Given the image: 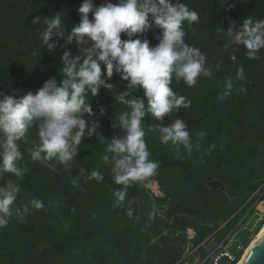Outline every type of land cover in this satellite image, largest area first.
Returning <instances> with one entry per match:
<instances>
[{
	"label": "trees",
	"instance_id": "obj_1",
	"mask_svg": "<svg viewBox=\"0 0 264 264\" xmlns=\"http://www.w3.org/2000/svg\"><path fill=\"white\" fill-rule=\"evenodd\" d=\"M93 2L99 6L102 0ZM181 2L200 16L198 23L185 22L184 39L206 56L212 76L199 77L192 87L173 81L174 91L191 100V107L173 111L163 121L150 114L145 117V141L150 159L159 162L157 175L134 183L127 189L125 203L115 206L114 192L123 186L114 183L111 164L102 157H112L105 149L112 139L125 134L118 115L130 111L116 97L130 91L128 99L144 98L145 104L147 99L142 88L129 89L128 82L115 73L108 78L102 67L103 78L113 87L101 86L95 96L87 93L94 115L83 118L88 127L97 126L96 133L89 138L85 130L71 162L31 159V149L39 142L38 125L18 142L24 154L18 163L27 171L22 179L4 174L0 186L9 179L19 184L13 207L20 208L22 215L14 214L0 229V264H173L186 249L187 228L196 230L193 243L198 246L209 237L217 243L229 241L246 222L256 194L264 192V49L257 53L258 58L250 59L247 50L233 44L227 32L230 27L239 31L249 17L264 20V0ZM82 3L0 0V92L16 90L22 96L36 92L49 79L59 82L64 78V52L83 56L81 48L93 44L67 41L71 28L80 22ZM57 12L63 17L64 35L53 30L49 43L54 47L49 50L41 34L47 29L45 20ZM159 34L155 28L144 34L150 47L159 43ZM121 38L128 39L124 33ZM176 119L188 124L191 154L183 145L162 140L159 128ZM200 132L207 135L201 139ZM93 170L103 174V181L89 179ZM154 182L164 195H155L147 187ZM27 197L42 201L44 207L36 210L27 205L29 211L24 214ZM129 200L134 201L132 217L127 215ZM166 204L167 219L159 215ZM153 205L156 216L150 220ZM200 252L207 255L202 247Z\"/></svg>",
	"mask_w": 264,
	"mask_h": 264
},
{
	"label": "clouds",
	"instance_id": "obj_2",
	"mask_svg": "<svg viewBox=\"0 0 264 264\" xmlns=\"http://www.w3.org/2000/svg\"><path fill=\"white\" fill-rule=\"evenodd\" d=\"M78 11L80 22L71 28L67 41H76L81 46L88 41L93 44L91 48H81L83 56L73 57L70 52H64V78L59 82L49 79L36 92L28 91L22 96L16 90L11 94L0 92V179L6 173L23 178L27 169L19 166L24 154L18 142L37 125L39 142L31 149L33 161L55 159L67 165L76 157L85 130L89 138L96 133L97 126L88 127L83 118L85 114L94 115L87 93L95 96L101 86L113 87L103 78V67L108 78L115 73L128 82L129 89L142 88L147 99V104L144 98L128 99L130 91L116 97L130 109L118 115L125 134L112 139L105 151L113 155L111 158L104 155L102 159L111 164L114 183L123 186L114 192L115 206L119 207L125 203L130 186L157 175L159 162L150 159L145 141V117L150 114L157 121H163L173 111L190 108L191 100L174 91L173 81L177 84L183 81L192 87L199 77H211L212 70L206 67V56L201 50L185 42V22L198 23L200 16L181 0H116L115 3L102 0L99 6L93 0H83ZM62 21L61 12L45 20L47 29L41 35L49 50L54 47L49 43L53 30L58 36L64 35ZM153 28L160 30L159 43L150 47V40L144 34ZM122 33L128 39H122ZM227 36L233 44L247 50L248 58L256 59L257 53L264 49V20L246 18L239 31L230 27ZM232 59L235 60V56ZM100 112H104L102 107ZM159 131L163 142L183 145L191 154L192 138L183 119L160 127ZM198 135L203 139L207 133ZM195 147L198 149L200 144ZM89 179L100 182L104 176L93 170ZM19 192V184L11 179L0 186V229L9 224L14 214L21 217V209L13 207ZM133 202L127 201L129 217L133 215ZM31 205L36 210L44 207L37 199H33ZM28 211L25 205L23 213ZM148 216L150 220L155 219V205Z\"/></svg>",
	"mask_w": 264,
	"mask_h": 264
},
{
	"label": "built area",
	"instance_id": "obj_3",
	"mask_svg": "<svg viewBox=\"0 0 264 264\" xmlns=\"http://www.w3.org/2000/svg\"><path fill=\"white\" fill-rule=\"evenodd\" d=\"M152 186L153 188L149 187ZM147 187L155 195H164L158 182L147 183ZM168 205H164L159 210V215L166 218V211ZM187 236V247L181 257L173 264H226L228 261H233L235 264L243 257L245 252V246L241 242H236L233 236L229 241L225 239L224 241L217 243L213 250L208 251L206 256H203L200 252V247H204L205 244L210 243L212 240H215L214 237H209L202 244L196 246L193 243V240L196 236V230L192 227L187 228L185 231ZM229 238V237H228ZM232 247H235L232 249ZM207 251V250H206ZM240 255V257H239Z\"/></svg>",
	"mask_w": 264,
	"mask_h": 264
},
{
	"label": "rangeland",
	"instance_id": "obj_4",
	"mask_svg": "<svg viewBox=\"0 0 264 264\" xmlns=\"http://www.w3.org/2000/svg\"><path fill=\"white\" fill-rule=\"evenodd\" d=\"M149 187L153 188L151 185ZM25 204L32 206L31 199L27 197ZM263 226H264V192H259L256 194V203L254 205V209L252 213L250 214L246 222L240 227V229L235 232L233 238L235 239L236 242L237 241L241 242L245 246V252H246ZM216 244L217 241L212 240L210 243L205 244V246L202 247V250L203 251L207 250L206 252L208 254V251L211 252V250L214 249ZM187 246L188 245L185 244V247ZM234 248L235 247H232V249Z\"/></svg>",
	"mask_w": 264,
	"mask_h": 264
},
{
	"label": "water",
	"instance_id": "obj_5",
	"mask_svg": "<svg viewBox=\"0 0 264 264\" xmlns=\"http://www.w3.org/2000/svg\"><path fill=\"white\" fill-rule=\"evenodd\" d=\"M240 264H264V233L256 237L244 253Z\"/></svg>",
	"mask_w": 264,
	"mask_h": 264
},
{
	"label": "bare ground",
	"instance_id": "obj_6",
	"mask_svg": "<svg viewBox=\"0 0 264 264\" xmlns=\"http://www.w3.org/2000/svg\"><path fill=\"white\" fill-rule=\"evenodd\" d=\"M262 233H264V226L261 228V230H260V232L257 234V236L262 235ZM257 236H256V237H257ZM256 237H255V239H256ZM255 239H254V240H255ZM252 243H253V242H252ZM252 243H251V244H252ZM249 247H250V246H249ZM248 249H249V248H248ZM248 249H247V250H248ZM241 261H242V258L239 260V263H238V264H240Z\"/></svg>",
	"mask_w": 264,
	"mask_h": 264
}]
</instances>
